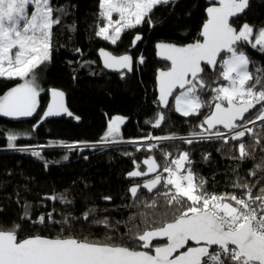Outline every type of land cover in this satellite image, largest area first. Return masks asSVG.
Listing matches in <instances>:
<instances>
[{
    "label": "trees",
    "instance_id": "16d2710c",
    "mask_svg": "<svg viewBox=\"0 0 264 264\" xmlns=\"http://www.w3.org/2000/svg\"><path fill=\"white\" fill-rule=\"evenodd\" d=\"M99 3L100 0H52L53 7H62L64 12L59 14L60 24L52 30L51 53L56 56V64L51 60L46 70H36L43 89L39 108L28 118L0 116V151L9 150L0 152V229L12 230L19 225L18 239L37 235L74 236L132 247V242L125 239L127 229L139 225L142 231L145 218L156 221L157 225L170 221L176 208L175 204L168 205L164 196L155 195V191H164L162 186L153 193L141 188L138 197L145 204L130 196V186L142 184L143 179L129 180L126 174L151 156L162 172L165 160L171 163L187 151L191 165L185 164V170L191 167L195 182L199 183L202 178L204 188L218 195H240L244 190L233 188L237 182L247 183L253 196L264 187V174L255 169L264 158V122L253 126V136L244 138L254 159L240 160L239 142L202 141L193 135L203 131L199 125L209 109H202L199 116L184 117L174 110L173 99L167 110L156 103V73L169 68V64L157 60L155 46L159 42L186 45L200 40L201 28L207 19L206 1L176 0L174 5L159 6L151 15V24L146 21L123 30L115 45L96 34L105 24L99 18ZM231 22L237 29L244 23L255 29L264 28V0H250L247 13ZM137 35L142 40L136 49H131ZM100 48L114 55L131 54L135 62L133 72L107 73L97 56ZM243 51L249 57L255 77V69L264 66V54L258 47L244 46ZM203 75L213 87L226 83L217 80V73L207 68ZM260 78L264 83V74ZM21 82L19 78H0V96ZM53 88L65 93L73 117L51 120L35 129ZM210 95L214 94L206 92L204 98ZM258 109L259 105L245 119ZM158 114H163L165 119L156 127ZM115 115L126 118L119 140L115 141L118 144L74 149L62 146L112 142L110 137L105 138L108 121ZM10 134L17 136L15 148L9 147ZM150 136H175L181 140L162 142L151 149L150 145L130 144ZM254 136L259 138V143ZM187 139L194 142L187 144ZM35 148H40L36 151L39 156L32 155ZM253 170L257 171L256 176L250 175ZM153 200L156 206L149 207ZM93 208L95 212L91 211ZM25 211L28 219H24ZM85 212L89 213L88 220L83 219ZM40 216L46 218L44 224L38 222ZM130 217L136 219L130 220ZM105 218L110 227L95 223ZM108 236L110 240H106Z\"/></svg>",
    "mask_w": 264,
    "mask_h": 264
},
{
    "label": "snow or ice",
    "instance_id": "6c2138e0",
    "mask_svg": "<svg viewBox=\"0 0 264 264\" xmlns=\"http://www.w3.org/2000/svg\"><path fill=\"white\" fill-rule=\"evenodd\" d=\"M175 3L176 0H100L99 18L105 24L96 34L115 45L123 30L146 21L151 24V15L157 7ZM249 6L250 0H218V6L217 0H213L206 9L208 18L200 33L202 41L183 47L158 44L161 56L171 62L167 71L159 72L161 105L169 108L172 97L174 110L184 117L199 116L202 109H209L199 125L203 131L193 135L202 141L239 142L240 160L254 159L244 143L246 135L253 136L254 133V128L248 125L264 121V83L260 78L264 66L255 69L254 77L249 57L243 51L244 46L253 49L259 46L264 54V28L255 29L244 23L237 29L231 22ZM30 7L34 9L31 13ZM63 12L62 7H53L52 0H0V78L23 81L0 96V116L20 119L32 117L37 112L43 89L40 73L36 70H46L52 59V30L60 24L59 14ZM114 13L118 15L116 20H113ZM140 39L139 35L135 37L137 41ZM100 55L108 69L132 70L130 55L115 56L103 49ZM206 68L217 73V80L226 83L213 87L203 75ZM177 89L180 90L178 93ZM206 92L214 95L204 98ZM64 96L63 91L51 90L52 102L43 113L44 118L73 115L65 106ZM257 105V112L245 119V113ZM164 119L163 114H158L155 126L159 127ZM122 122L120 117L112 121L106 140L112 137L115 142ZM253 138L256 143L260 142L258 137ZM16 139L15 134L8 136L10 148L16 147ZM144 139L175 140L177 137ZM185 142L192 144L194 141L187 139ZM156 147V144L149 146L150 149ZM32 155L39 156L40 153L33 151ZM143 163L147 166L146 171L134 170L129 177L155 175L130 187L131 197L145 204L146 201L138 197L141 188L153 193L162 186L164 191H155V195L164 196L168 205H176L173 219L157 225L156 221L145 218L146 226L142 231L139 225L127 229L125 239L132 242V247L74 236L46 238L37 235L18 239L19 225L12 230L0 229V264H264V187L256 196L252 195V188L247 183L239 182L233 188L243 189L240 195H218L208 191L202 178L199 183L195 182L191 167L185 170V164L191 165L187 151L181 152L171 163L165 160L162 172L158 171L161 166L154 158H146ZM255 169L264 174V158ZM256 170L250 175L256 176ZM148 206L155 207V200ZM91 211L95 212V209ZM24 219H28L27 211ZM45 219L40 216L38 222L44 224ZM83 219H89L88 212L83 214ZM134 219L136 217H130V220ZM95 223L110 227L107 218ZM110 239V236L106 237V240ZM161 239L167 242L163 245L154 243Z\"/></svg>",
    "mask_w": 264,
    "mask_h": 264
},
{
    "label": "water",
    "instance_id": "95a60500",
    "mask_svg": "<svg viewBox=\"0 0 264 264\" xmlns=\"http://www.w3.org/2000/svg\"><path fill=\"white\" fill-rule=\"evenodd\" d=\"M205 1H206V3L208 4V7L211 6V4H212V2H213V0H205ZM217 6H218V0H217ZM247 11H248V9L245 11V13L241 14L240 17H242L244 14H246ZM206 17H207V11H206ZM240 17H239V18H240ZM207 18H208V17H207ZM235 19H238V18H233V20H235ZM206 21H207V19H206ZM206 21H205V23H206ZM202 27H203V26H202ZM234 27H235V26H234ZM201 31H202V28H201ZM139 36L141 37L140 40L137 41V40H135V38L133 39L131 49H136L137 44L142 40V36H141V35H139ZM200 40L202 41V37H201V35H200ZM160 43L172 44V45H175V46H177V47H183V46H187V45H188V44H186V45H177V44L170 43V42H159V43L156 44V46H155V52H156V58H157V60L160 61V62H164V63L169 64V68L171 67V62L168 61V60H166L163 56H161V54H160V49L158 48V44H160ZM193 43H194V42H193ZM189 44H191V43H189ZM101 49H103L104 51H107V52H109V53H111V52H110L108 49H106V48H100V49L98 50V52H97V56H98L99 62H100V64H101L102 68H103L107 73H109V74H122V73H128V74H131V73L133 72L135 62H134V58H133V56H132L131 54L126 53L127 55H130V56L133 58L132 70H131V71H128L127 69H122V70H120V71H116V70L108 69V68H106V67L104 66V63H103V57L100 55V50H101ZM111 54L114 55L113 53H111ZM122 55H125V54H122ZM115 56H121V55H115ZM202 66H203V65H202ZM169 68H167V69H160V70H158L157 73H156V93H157L156 103L160 106V108H161L162 110H167L168 108H164L163 105H161V103H160V101H159V72H160V71H167ZM53 89H56V90L62 91L60 88H53ZM51 90H52V89H51ZM51 90H50V92H49L48 102H47V104H46V106H45V108H44V110H43V112H42V114H41L39 120H38L37 123L35 124V129H37V128H38L39 126H41L42 124H44V123H46V122H48V121H51V120H59V119H62V118H66V119H68V118H72V117H73V115H72V116H69V115H67V114H61L60 116H54V117H47V118H44L43 113L47 110L48 106H49V105L51 104V102H52V98H51ZM176 91L179 92L180 90L177 89ZM64 94H65V93H64ZM174 95H175V93H174ZM172 99H173L172 97L169 98V105L171 104ZM64 103H65V106L67 107L68 111L71 112L70 109H69V107H68V104H67V97H66V95L64 96ZM251 110H253V109H251ZM251 110H250V111H251ZM250 111H249V112H250ZM249 112H248V113H249ZM71 113H72V112H71ZM248 113H245V116H246ZM78 120H79V119H76V121H78ZM239 122H240V121H238V123H239ZM259 123H260V122H259ZM218 127H221V126H218ZM225 131H226V130H225ZM6 151H9V150H5V152H6ZM0 152H4V151H0ZM149 158H154V159H155L154 156H151V157H149ZM144 160H145V159H144ZM144 160H143V161H144ZM143 161H142V164H143V166H144L145 169H146L147 166L144 165ZM155 161L157 162L156 159H155ZM157 164L159 165L158 162H157ZM134 170H139V169H138L137 167H135V168H134L133 170H131L130 172H132V171H134ZM145 171H146V170H145ZM158 171H161V168H159ZM130 172H128V173L126 174V178L129 179V180H138V179H141V178H148V177H152V176L155 175V173H153V174H149L148 176L138 177V178H133V177H129L128 174H129ZM134 185H136V184H133V185H131L130 187H132V186H134ZM129 189H130V188H129ZM129 193H130V192H129ZM130 196H131V194H130ZM163 241H166V239H161V240H158V241H154V243H155V242H163ZM166 242H167V241H166Z\"/></svg>",
    "mask_w": 264,
    "mask_h": 264
},
{
    "label": "built area",
    "instance_id": "2783aa9c",
    "mask_svg": "<svg viewBox=\"0 0 264 264\" xmlns=\"http://www.w3.org/2000/svg\"><path fill=\"white\" fill-rule=\"evenodd\" d=\"M259 122H264V121H257L256 124L259 123ZM248 126L249 127H253L254 125L249 124ZM177 140H181V139L177 138ZM168 141H175V140H145V139H143V140L133 141L131 143H134V144H137V145H152V144L158 145V144H160L162 142H168ZM115 144H117V143H114V145ZM106 145L107 146L111 145V143H107V144H102V143H100V144H89L87 147L85 145H81V146H75V147L70 148V149H74V148H95V147L106 146ZM34 150L38 151V150H40V148H35Z\"/></svg>",
    "mask_w": 264,
    "mask_h": 264
},
{
    "label": "rangeland",
    "instance_id": "374dc122",
    "mask_svg": "<svg viewBox=\"0 0 264 264\" xmlns=\"http://www.w3.org/2000/svg\"><path fill=\"white\" fill-rule=\"evenodd\" d=\"M34 9L32 8V7H30L29 8V12L31 13L32 11H33ZM116 19H118V15L117 14H113V20H116ZM110 32H111V30H110ZM122 33V32H121ZM121 35V34H120ZM258 48H259V46H258ZM51 55H52V59L51 60H53L54 62H55V59H56V56L53 54V53H51ZM57 55V54H56ZM55 64H56V62H55ZM56 71H58V68L56 69ZM23 82V81H22ZM21 82V83H22ZM19 85V84H18ZM17 86V85H16ZM6 94V93H5ZM38 110V109H37ZM4 117V116H3ZM117 117H120V118H122V123H120L119 124V133H118V135L115 137V141H118L119 140V137H120V134H121V127H122V125L125 123V121H126V118L124 117V116H121V115H115V116H113L111 119H109V121H108V124H107V129H106V133L108 132V128H109V126H110V124L112 123V121H114ZM6 118H9V117H6ZM26 118H28V117H26ZM11 119H13V118H11ZM20 119H22V118H20ZM112 140H113V138L112 137H110ZM183 140V139H182ZM175 141H178L177 139H175ZM184 141V140H183ZM131 144H134V143H131ZM45 148V147H44ZM68 149H70V148H68ZM5 152V151H4Z\"/></svg>",
    "mask_w": 264,
    "mask_h": 264
},
{
    "label": "flooded vegetation",
    "instance_id": "af4514ba",
    "mask_svg": "<svg viewBox=\"0 0 264 264\" xmlns=\"http://www.w3.org/2000/svg\"><path fill=\"white\" fill-rule=\"evenodd\" d=\"M108 143H111V145H108V146H113L115 142H108ZM102 144H107V143H102ZM115 145H116V144H115ZM106 146H107V145H106ZM100 147H104V146H100ZM95 148H99V147H95ZM142 161H143V160H142ZM142 161H141V163L139 164V167H137V168L139 169V171H145V170H146L145 167H144L143 164H142ZM140 166H142L143 169H141ZM152 177H153V176H152ZM152 177L141 178V179H143V182H145V181H147L148 179H151ZM139 180H140V179H139ZM143 182H142V183H143ZM165 243H166V241H163V243H161V244H159V245H163V244H165Z\"/></svg>",
    "mask_w": 264,
    "mask_h": 264
}]
</instances>
